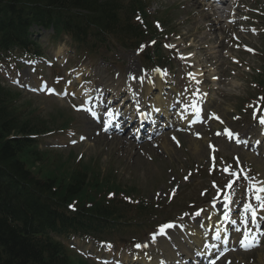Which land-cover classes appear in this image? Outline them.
<instances>
[{"label": "rangeland", "instance_id": "1", "mask_svg": "<svg viewBox=\"0 0 264 264\" xmlns=\"http://www.w3.org/2000/svg\"><path fill=\"white\" fill-rule=\"evenodd\" d=\"M255 0H247L245 2L246 7L244 10L250 6V3ZM201 0H152V13H156L159 10L164 11L168 18L171 20L170 28L178 31L181 38H173L175 42L174 46L168 47L164 51L166 59L170 60L171 67L177 69L179 75H185L187 82L177 86L175 92L177 96L171 99L174 101L175 98L180 100V104L177 106V112L182 111L183 115L187 114V118L191 116L190 109L193 106L195 98L193 96L192 87L190 86L189 74H188V64L193 63L192 59L189 57L184 61L185 65L182 66L178 61L177 57L179 51L185 56H191L188 48L192 52L199 51L198 54L199 61L206 65V78L208 76L217 77V81L214 84L204 86L202 82L199 89L205 91L208 87H211L212 93L206 95L201 93L203 99L208 100L205 102L203 99L198 100L199 109L204 112L201 121L196 125L195 128H190L189 125L181 129L182 132L176 130H170L166 134L165 131L161 135H167L163 141L162 137H157L154 143L142 142L141 144L133 143L128 145L127 141L121 143L122 141L118 139H112L102 134L101 130H98L97 125H89V118L81 113L72 114L69 107L63 100L55 98H47L43 95H34L28 91L22 90L23 101L29 102L28 105L31 108H36L40 110L41 115L49 116L57 107L66 106L67 113L75 116L74 122V132L67 136L57 134V137L47 138L46 142L43 144L55 150L62 155L63 160L69 158L72 152L81 153L85 163L94 164L96 168L100 167L104 171L113 166L118 169L116 174V180L118 183L123 185V187H132L133 185H139L140 189L144 191L145 200H157V197L163 199L167 205L165 212L171 213V217L174 219L176 217L177 226L175 230L171 233L182 235L186 233L189 240H192L193 228L186 227L190 220H196V224L201 223V218L199 216L206 217L204 210L201 212L199 205L201 201L213 200L205 208L209 209L213 207L214 203L222 202L220 197H217L216 191L218 189L223 190V195L229 194L231 190H227V184L232 182V187L234 186L236 179L230 178L224 175L223 168H229L231 171L235 167L234 154L244 153L242 159H247L248 162L254 164L258 171L264 172V162L257 158V156L251 157L250 153L243 151L234 145H229L230 143L223 138V127H231L234 130L241 131L243 134H252L255 129L253 127V119L251 117V111L257 100H255L256 95L254 93V88H252L250 78L257 74L256 69H262V62L258 60L255 56L257 50L263 48V41L257 36L256 33L250 32L251 28L241 27L240 25H225L219 24L216 20L214 25L213 21L208 18L209 11L201 8ZM199 9V10H197ZM201 9V10H200ZM242 13V11H241ZM211 22H209V21ZM208 24V25H207ZM221 26V28H220ZM38 28L35 29V31ZM48 33L50 31H44L40 29V34L43 37L41 39L42 43H47ZM109 44H115L110 42ZM171 45V44H170ZM64 48H68L61 45ZM241 48V49H240ZM53 47L48 48V52H51ZM241 51H240V50ZM251 49L252 51H249ZM68 50V49H67ZM65 51L67 56L68 51ZM240 51V52H239ZM115 59L116 65L113 64H103L99 65L100 77H96L97 83H102L103 86L110 87L119 84L121 87L124 81L128 80V76L137 75L143 72V60L142 57L135 54L133 51H123L121 49H113L111 55L108 58ZM100 59L96 60L99 61ZM94 62L95 60H90ZM200 66V64L198 65ZM61 63L58 64L57 69L62 71V77L65 79L66 73L65 69ZM123 68V72H119ZM146 68V67H145ZM155 70V69H154ZM151 71V77L156 80V72ZM142 71V72H141ZM73 72L74 75L70 79V82H78L83 76L82 73ZM40 73L26 72L23 81L33 77V80L37 82V76ZM17 76V73H15ZM51 77V71L46 70L42 77ZM169 76L164 74L163 81L174 82L177 81V76ZM213 77V78H214ZM17 79V77L15 78ZM147 79V77H146ZM60 80V78L58 79ZM67 81V82H68ZM9 82V81H8ZM38 84V83H37ZM171 87L172 85L163 83L162 85ZM163 90L162 88H160ZM173 89L167 90V92H172ZM181 96L183 99L179 98ZM253 96H255L253 98ZM246 103V104H245ZM39 112V111H38ZM215 114L219 119L209 118L211 114ZM238 117V119H236ZM222 121V123H221ZM61 122V121H60ZM59 122V123H60ZM58 123V124H59ZM181 125V123H178ZM221 133V135H217ZM197 134L202 135L201 139H197ZM178 140L175 144V140ZM74 141V142H73ZM215 142L219 147V153H221V161H219L218 171L208 170L207 156H208V143ZM75 143V144H74ZM126 148L124 149L123 146ZM249 156V157H248ZM251 160V161H250ZM230 166V167H229ZM113 169H111L112 171ZM200 170V172H198ZM252 172V170L250 171ZM255 176L259 175L258 172L254 173ZM241 188L238 187L236 190ZM233 189V190H234ZM244 189V186L241 190ZM235 191H232V196ZM174 194L171 200L169 196ZM221 196V197H222ZM219 200V201H218ZM194 206H193V205ZM195 207L196 213L199 215H192V208ZM194 225V224H193ZM196 228V227H195ZM139 232L135 230H130L126 228L124 233L118 232L116 236L125 238L133 237V235ZM156 234L155 240L153 237H147L146 246H160L162 249H167L169 255L179 256L182 250L179 244L173 248L170 245L171 236L161 238L156 240L158 237V231L154 232L152 235ZM140 235V233H139ZM135 236L137 239H141V236ZM172 235V236H173ZM240 235V231L237 233V238L232 241L235 246L231 250V255H228L223 262L219 264H264V240L259 247L250 250L248 253L242 252L240 250L234 251L236 249L237 239ZM114 233L112 238L117 241ZM175 236V235H174ZM115 237V238H113ZM185 240L188 239L185 237ZM182 242V238L177 240ZM114 243V241L112 242ZM112 243H107L102 246V252L100 247H97V243L90 241L89 246L85 245L84 242L79 240L71 241V245L78 252L84 254L88 257L89 262L92 264H97L93 258L106 257L110 258L111 261L115 259L113 263H106L102 261L101 264H115L117 260L123 261V255H127L130 260V264H139L136 258L139 254L140 249L136 248H124L118 252L114 248ZM115 244V243H114ZM85 246L86 251L82 249ZM143 251L149 249L146 247L141 248ZM172 250V254L170 251ZM93 251V258L90 257L86 252ZM171 257V256H170ZM91 259V260H90ZM99 264V263H98Z\"/></svg>", "mask_w": 264, "mask_h": 264}, {"label": "trees", "instance_id": "2", "mask_svg": "<svg viewBox=\"0 0 264 264\" xmlns=\"http://www.w3.org/2000/svg\"><path fill=\"white\" fill-rule=\"evenodd\" d=\"M69 8L96 12L101 27L114 17L108 0H0L2 32L13 31V19L46 24L52 11L58 16ZM9 104V94L0 87V264H72L61 243L47 232L100 234L116 219L103 205L85 202L86 173L71 169L68 161L54 160L48 150H38L32 136L47 129L48 121L23 117ZM69 203L76 205L75 212Z\"/></svg>", "mask_w": 264, "mask_h": 264}, {"label": "snow or ice", "instance_id": "3", "mask_svg": "<svg viewBox=\"0 0 264 264\" xmlns=\"http://www.w3.org/2000/svg\"><path fill=\"white\" fill-rule=\"evenodd\" d=\"M167 47H174V45H167ZM248 50L252 51L251 49H248ZM154 71L161 72L160 69H155ZM164 74H166V71L164 72ZM189 75L192 76L193 79H195V76L193 74L189 73ZM69 83H71V82L69 81ZM197 83H199V82L197 81ZM46 87H47L46 85L41 86V90H43V88H46ZM47 91L49 93L55 94V89L47 88ZM61 94L67 95L66 92L61 93ZM204 95H206V94H204ZM74 107H76V106H74ZM193 107H196V106L193 105ZM77 110L78 111L79 110H83V111L89 112L93 117H95V115H96L95 112H93L91 108H87L83 104L80 105L79 107H77ZM197 111H199L198 108H197ZM108 115L112 116V113L109 112ZM209 118H215L217 120L219 119V117L216 116L214 113L211 114L209 116ZM236 119H238V117ZM253 119H257V116H256L255 112L253 114ZM258 119H259V123L261 125H264V115H260L258 117ZM221 123H222V121H221ZM224 134H226L230 139L233 138V137H237L238 136V134L232 133L229 129H225L224 130ZM197 135H199V134H197ZM217 135H221V133H217ZM175 139L176 138L173 137V140H175ZM177 146H179V142L178 141H177ZM237 160H238V158H237ZM225 171H228V169L226 168ZM231 175L236 177L237 180L240 179V176L236 172H232ZM244 179L251 181L253 178H250V177H248L245 174ZM226 187L231 189L232 188V182L227 184ZM248 191H250L252 193L253 197L258 202L257 207L259 209H261V210H264V195H261V193H264V182H260L259 184L255 183V182L250 183ZM225 199L226 200H230V195H226ZM213 206H215V203L213 204ZM224 207L227 208V204H225ZM257 207H253V205L251 203H247V204L244 205L245 216L243 218V222L245 224V231L243 233L244 239L240 241V244H241L242 247L245 248V250H248V248H249L248 240H249V236H250V232H251V229H249L247 227V225H248V216H247V214L251 213V223H252V225L258 226V224H257ZM199 214H200L199 212L196 213V215H199ZM224 218H225V220L229 219L227 212H225ZM232 223H235V221H232ZM174 227H176V226L174 224H171V223L162 225V226H160L159 234L160 235H167L165 230L166 229H170V228H174ZM236 230L239 231V229H236ZM155 236H156V234L153 235V240H155ZM217 238H219V234L217 235ZM256 243L257 242H256L255 238L253 237L252 240H251V246H256ZM136 247H141V245L137 244ZM213 264H215V262H213ZM229 264H230V262H229Z\"/></svg>", "mask_w": 264, "mask_h": 264}, {"label": "bare ground", "instance_id": "4", "mask_svg": "<svg viewBox=\"0 0 264 264\" xmlns=\"http://www.w3.org/2000/svg\"><path fill=\"white\" fill-rule=\"evenodd\" d=\"M150 86H152V83H150ZM149 88H151V87H149ZM158 101L160 103V102H163L164 100L159 99ZM89 125H91V123H89Z\"/></svg>", "mask_w": 264, "mask_h": 264}]
</instances>
